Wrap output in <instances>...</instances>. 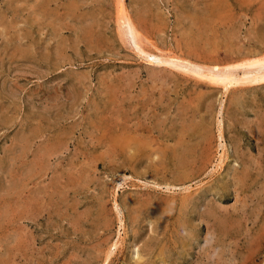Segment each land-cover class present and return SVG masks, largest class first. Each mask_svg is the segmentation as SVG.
I'll list each match as a JSON object with an SVG mask.
<instances>
[{"label": "rangeland", "instance_id": "rangeland-1", "mask_svg": "<svg viewBox=\"0 0 264 264\" xmlns=\"http://www.w3.org/2000/svg\"><path fill=\"white\" fill-rule=\"evenodd\" d=\"M263 222L264 0H0V264H264Z\"/></svg>", "mask_w": 264, "mask_h": 264}, {"label": "bare ground", "instance_id": "bare-ground-1", "mask_svg": "<svg viewBox=\"0 0 264 264\" xmlns=\"http://www.w3.org/2000/svg\"><path fill=\"white\" fill-rule=\"evenodd\" d=\"M225 77L224 78H222V87L225 89V90H229V88H230V86L233 84V82H234V78L231 76V75H228V76H226V75H224ZM234 79V80H233ZM128 93V92H127ZM125 94V93H124ZM177 130V129H176ZM179 137V136H178ZM186 139V138H185ZM163 142V141H162ZM189 144V143H188ZM158 157V156H157ZM153 159V158H152ZM152 161V160H151ZM208 213V212H207ZM236 223V222H235ZM264 223V222H263ZM184 242V241H183ZM119 246V244H118V241H116L114 244H113V250L111 249V252H110V250H109V255L108 256H110V254H112V253H114L113 251H115L116 249H117V247ZM256 246V245H255ZM179 257V256H178ZM108 259H109V257H108ZM258 259V258H257ZM136 262V261H135ZM251 262V261H250ZM107 263V259H106V262H105V264ZM138 264H139V262H138Z\"/></svg>", "mask_w": 264, "mask_h": 264}]
</instances>
